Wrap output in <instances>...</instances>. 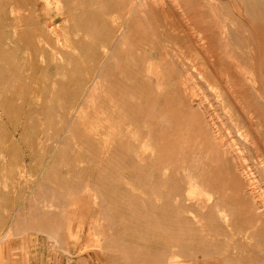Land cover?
Listing matches in <instances>:
<instances>
[{"label": "rangeland", "instance_id": "374dc122", "mask_svg": "<svg viewBox=\"0 0 264 264\" xmlns=\"http://www.w3.org/2000/svg\"><path fill=\"white\" fill-rule=\"evenodd\" d=\"M0 178L54 239L264 264V0H0Z\"/></svg>", "mask_w": 264, "mask_h": 264}, {"label": "crops", "instance_id": "0c3cea01", "mask_svg": "<svg viewBox=\"0 0 264 264\" xmlns=\"http://www.w3.org/2000/svg\"><path fill=\"white\" fill-rule=\"evenodd\" d=\"M34 198L31 178H0V264H160L159 256L146 262L143 247L129 244V234L120 242L106 235L102 245L86 247L89 232L78 222L67 224L60 238L50 237L48 202L42 197L37 202L38 217ZM127 227L138 231L140 225ZM99 229L93 228L95 235ZM7 232L9 240L4 241Z\"/></svg>", "mask_w": 264, "mask_h": 264}, {"label": "bare ground", "instance_id": "6f19581e", "mask_svg": "<svg viewBox=\"0 0 264 264\" xmlns=\"http://www.w3.org/2000/svg\"><path fill=\"white\" fill-rule=\"evenodd\" d=\"M169 23V22H168ZM170 30V29H169ZM252 85V84H251ZM260 123V125H261V122H259ZM237 137L239 138V140H241L243 143H244V145H246V146H250V144L248 143V141H247V136H244L243 135V133H240L239 131H237ZM256 141V140H255ZM225 150V149H224ZM226 153V152H225ZM228 154V153H227ZM226 155V154H225ZM258 163V162H257ZM244 167V166H243ZM258 167V166H257ZM249 168V167H248ZM245 169V168H244ZM252 170V169H251ZM211 171V170H210ZM250 171V170H249ZM260 171H262V170H260ZM246 172V171H245ZM259 172V171H258ZM256 183V182H255ZM254 184V183H253ZM257 188V187H256ZM251 190V189H250ZM254 190V189H253ZM261 191V190H260ZM259 192V191H258ZM251 199V198H250ZM251 201H252V199H251ZM254 204V203H253ZM250 205H251V203H250ZM253 207V206H252ZM262 208V207H261ZM254 209V208H253ZM262 213V212H261ZM264 216V215H263ZM257 218V217H256ZM261 218V217H260ZM250 219V218H249ZM262 219V218H261ZM260 219V220H261ZM251 223V222H250ZM248 230V229H247Z\"/></svg>", "mask_w": 264, "mask_h": 264}]
</instances>
